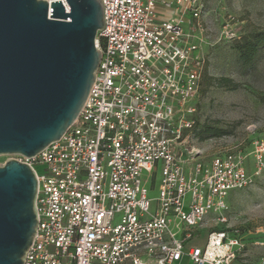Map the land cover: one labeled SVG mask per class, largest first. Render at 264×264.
Segmentation results:
<instances>
[{"label": "built area", "instance_id": "2783aa9c", "mask_svg": "<svg viewBox=\"0 0 264 264\" xmlns=\"http://www.w3.org/2000/svg\"><path fill=\"white\" fill-rule=\"evenodd\" d=\"M103 7L100 63L82 109L57 141L16 158L37 184L36 233L23 264L247 263L241 232L228 225V199L262 173L264 139L207 162L192 145L202 46L213 31L205 0ZM235 38L226 21L216 41ZM202 231L204 244L191 245Z\"/></svg>", "mask_w": 264, "mask_h": 264}, {"label": "water", "instance_id": "95a60500", "mask_svg": "<svg viewBox=\"0 0 264 264\" xmlns=\"http://www.w3.org/2000/svg\"><path fill=\"white\" fill-rule=\"evenodd\" d=\"M103 0H0V155L33 157L76 118L100 63ZM34 170L0 164V264H23L36 233Z\"/></svg>", "mask_w": 264, "mask_h": 264}, {"label": "rangeland", "instance_id": "374dc122", "mask_svg": "<svg viewBox=\"0 0 264 264\" xmlns=\"http://www.w3.org/2000/svg\"><path fill=\"white\" fill-rule=\"evenodd\" d=\"M213 31L210 44L203 45L207 58L199 91L193 103L196 104L195 130L204 126L220 129L221 136H193L192 145L203 149L201 160L207 162L218 152L239 145L245 153L250 151L253 139H264V45L256 54L251 65L242 66L238 62L233 45L254 30H264V0H205ZM235 32L236 38L230 41H216L223 24ZM227 77L231 85L220 87L213 79ZM17 155H0V164ZM248 169L253 171L252 158L246 159ZM36 170H40L36 166ZM159 178L156 177V181ZM158 182V181H157ZM157 194V187L150 190V197ZM228 221L231 227L238 228L240 238L246 243L248 262L256 264L264 257V167L252 186L229 192ZM190 240L191 245L204 244L207 232ZM184 263L190 264L185 258ZM231 264H244L241 259Z\"/></svg>", "mask_w": 264, "mask_h": 264}, {"label": "trees", "instance_id": "16d2710c", "mask_svg": "<svg viewBox=\"0 0 264 264\" xmlns=\"http://www.w3.org/2000/svg\"><path fill=\"white\" fill-rule=\"evenodd\" d=\"M264 45V30H254L253 32H249L245 34L244 36L240 37L239 40H237L234 45V51L236 52V57L238 62L242 66H248L251 65L256 57V54L261 46ZM213 83L220 87H225L231 85V80L227 77L224 78H216L212 80ZM198 131L197 135H199L200 138H204V136H221L222 131L216 127L213 126H204ZM195 130V127L193 129V132ZM194 134V135H195Z\"/></svg>", "mask_w": 264, "mask_h": 264}, {"label": "crops", "instance_id": "0c3cea01", "mask_svg": "<svg viewBox=\"0 0 264 264\" xmlns=\"http://www.w3.org/2000/svg\"><path fill=\"white\" fill-rule=\"evenodd\" d=\"M159 1H160V0H159ZM157 9H158L159 11H161L162 6L159 4V5L157 6ZM256 264H261V263L259 262V263H256Z\"/></svg>", "mask_w": 264, "mask_h": 264}]
</instances>
